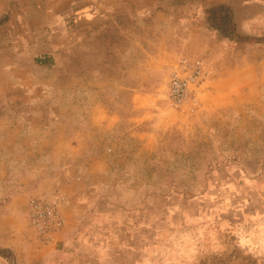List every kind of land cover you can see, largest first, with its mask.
Instances as JSON below:
<instances>
[{"label": "rangeland", "instance_id": "rangeland-1", "mask_svg": "<svg viewBox=\"0 0 264 264\" xmlns=\"http://www.w3.org/2000/svg\"><path fill=\"white\" fill-rule=\"evenodd\" d=\"M158 4L171 28L155 26L151 14H117L80 33L85 25L72 19L73 44L54 54L35 49L32 33L16 34L13 11L0 17V66L39 63L31 72L51 79L40 101L69 126L81 153L75 179H86L71 208L82 220L79 251L54 264H264V42L215 29L207 10L220 3ZM183 19L209 30L183 35ZM237 29L263 37L264 18ZM195 57L205 74L175 106L170 75ZM9 190L0 182V215ZM52 194L63 199L65 228V192L31 198ZM26 218L20 245L0 236V264L50 263L43 253L53 246H45L64 228L43 242Z\"/></svg>", "mask_w": 264, "mask_h": 264}, {"label": "crops", "instance_id": "crops-1", "mask_svg": "<svg viewBox=\"0 0 264 264\" xmlns=\"http://www.w3.org/2000/svg\"><path fill=\"white\" fill-rule=\"evenodd\" d=\"M159 1L0 0V17L7 10L13 11L10 15L16 19V34L32 33L36 36L35 49L54 54L73 44L71 36L74 29L69 25L72 19L85 25L80 28V33L87 32L86 25L103 22L117 14L132 17L151 14L155 18V26L171 28L170 15L161 8ZM213 3L230 5L239 24L251 26L264 18V0H201L196 7L202 9L204 5ZM178 23L191 28L182 32L186 36L209 30L191 19ZM43 34H46L44 38L37 36ZM215 38L220 43L224 42L219 34L215 33ZM38 66L39 63L28 61L0 66V182L4 188L10 189L11 195L0 215V236L9 243L20 245L24 241L23 235H26L23 230L17 232V229L27 219L29 199L56 189L65 192L68 197L64 205L67 225L45 246H53L52 251H43L49 264H54L61 253L72 256L79 251L76 249V236L82 220L80 216L72 214L71 208L78 194H81L82 187L79 185L86 178L82 175L81 182L75 179L80 174L79 170L83 169L80 166L81 153L77 154L79 146L73 144L76 136L70 135L69 126L63 120L50 118L51 110L40 101L46 95L42 89L51 79L31 72ZM97 107L98 103L87 113L94 115L93 110ZM37 241L35 239L32 243ZM40 258L43 256L30 257L31 261H25L36 264L38 260L42 262Z\"/></svg>", "mask_w": 264, "mask_h": 264}, {"label": "built area", "instance_id": "built-area-1", "mask_svg": "<svg viewBox=\"0 0 264 264\" xmlns=\"http://www.w3.org/2000/svg\"><path fill=\"white\" fill-rule=\"evenodd\" d=\"M205 74L201 58H183L171 73L168 81V98L175 106H182L189 99L193 86ZM63 199L58 194L33 197L29 200V224L43 242L51 241L64 228L66 217L62 210Z\"/></svg>", "mask_w": 264, "mask_h": 264}, {"label": "trees", "instance_id": "trees-1", "mask_svg": "<svg viewBox=\"0 0 264 264\" xmlns=\"http://www.w3.org/2000/svg\"><path fill=\"white\" fill-rule=\"evenodd\" d=\"M207 11V19L210 24L215 29H218L225 37L236 41L248 40L264 42V36L254 37L239 33L235 19V12L230 5L226 3L215 4L210 6Z\"/></svg>", "mask_w": 264, "mask_h": 264}]
</instances>
